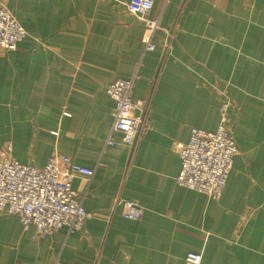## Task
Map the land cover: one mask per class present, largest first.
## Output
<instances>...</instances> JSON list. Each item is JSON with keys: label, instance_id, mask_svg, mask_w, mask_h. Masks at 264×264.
<instances>
[{"label": "crops", "instance_id": "crops-1", "mask_svg": "<svg viewBox=\"0 0 264 264\" xmlns=\"http://www.w3.org/2000/svg\"><path fill=\"white\" fill-rule=\"evenodd\" d=\"M130 0H0L26 29L0 50V149L42 168L52 155L95 170L73 188L81 230L39 236L0 211V264H264V0H156L148 32ZM136 75L132 101L150 125L135 148L113 131L105 85ZM231 100L239 153L222 195L180 186L177 143L215 131ZM135 199L141 219L122 215Z\"/></svg>", "mask_w": 264, "mask_h": 264}, {"label": "built area", "instance_id": "built-area-1", "mask_svg": "<svg viewBox=\"0 0 264 264\" xmlns=\"http://www.w3.org/2000/svg\"><path fill=\"white\" fill-rule=\"evenodd\" d=\"M156 0H130L127 11L143 23L148 40L146 50L155 45L151 38L159 28L158 20L150 17ZM26 29L4 5L0 6V50L13 51L27 36ZM136 75L117 77L105 85L115 108L107 144L112 145L113 131L123 134L125 144L135 148L149 128L146 115H136L145 108L144 101L134 103L132 90ZM231 100L221 106V120L215 131L193 128L188 142L175 145L181 158V171L176 177L180 186L217 199L222 195L238 146L229 126ZM95 170L73 161L69 156L52 155L40 168L20 163L12 154L11 143L0 149V211L19 216L25 229L34 226L39 236L53 234L66 227L73 233L81 230L90 216L83 205L84 196L73 188V181L83 176L90 182ZM122 215L131 220L142 218L144 210L135 199L118 200ZM185 264H204L200 253L189 252Z\"/></svg>", "mask_w": 264, "mask_h": 264}, {"label": "rangeland", "instance_id": "rangeland-1", "mask_svg": "<svg viewBox=\"0 0 264 264\" xmlns=\"http://www.w3.org/2000/svg\"><path fill=\"white\" fill-rule=\"evenodd\" d=\"M222 106V105H221Z\"/></svg>", "mask_w": 264, "mask_h": 264}]
</instances>
